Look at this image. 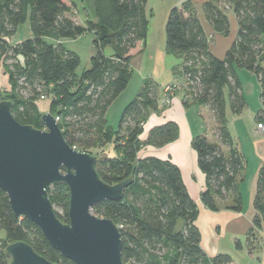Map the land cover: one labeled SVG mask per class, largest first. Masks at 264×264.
Returning a JSON list of instances; mask_svg holds the SVG:
<instances>
[{
    "label": "trees",
    "instance_id": "16d2710c",
    "mask_svg": "<svg viewBox=\"0 0 264 264\" xmlns=\"http://www.w3.org/2000/svg\"><path fill=\"white\" fill-rule=\"evenodd\" d=\"M94 20L79 24L69 14L71 0H0V69L4 67L8 87L0 100L12 103L16 121L42 129L37 99H49L48 111L58 116L57 124L66 142L91 154L97 146L112 144L113 155L99 151L95 168L101 180L116 184L131 182L119 200L104 199L92 206V213L107 217L119 227L121 259L124 264H233L227 253L208 256L200 245L195 225L198 207L190 197L179 168L155 156L138 158L144 146L162 147L177 138L178 125L167 121L151 127L140 139L149 116L160 112L157 83L142 80L135 95L122 109L116 130L108 128L106 112L127 87L132 74L133 52L145 45L148 21L147 0H90ZM201 11L214 32L229 34L227 15L237 23L234 40L222 58L209 50L197 9L191 0L170 8L165 22V51L182 58L171 72L181 78L193 105H203L215 122L216 141L204 134L192 137L197 166L204 174L201 203L209 210L242 211L239 181L245 169L242 153L234 146L227 128L226 108L239 113L246 105L236 67L252 72L259 85L260 108L256 122L264 120V0H206ZM27 23L31 36L13 43L18 28ZM86 32L94 35L90 68L76 72L79 56L61 40L74 39ZM110 47L105 55L103 49ZM225 90L227 99H225ZM187 105V100L183 101ZM222 147H227L224 153ZM49 199L68 222L69 189L57 183L48 189ZM254 215L247 244L259 240L264 230V162L256 175L252 198ZM0 264H8L5 248L25 242L36 253L55 264H75L47 243L38 227L28 218H16L6 193L0 188ZM253 240V241H252Z\"/></svg>",
    "mask_w": 264,
    "mask_h": 264
},
{
    "label": "water",
    "instance_id": "95a60500",
    "mask_svg": "<svg viewBox=\"0 0 264 264\" xmlns=\"http://www.w3.org/2000/svg\"><path fill=\"white\" fill-rule=\"evenodd\" d=\"M12 103L0 101V188L16 218L31 220L47 243L75 264H124L119 227L92 213L104 199L119 200L131 178L116 184L101 180L96 157L70 146L54 115L41 114L45 129L23 125L11 113ZM69 189L68 222L56 215L48 196L50 186ZM8 264H55L25 242L5 248Z\"/></svg>",
    "mask_w": 264,
    "mask_h": 264
},
{
    "label": "rangeland",
    "instance_id": "374dc122",
    "mask_svg": "<svg viewBox=\"0 0 264 264\" xmlns=\"http://www.w3.org/2000/svg\"><path fill=\"white\" fill-rule=\"evenodd\" d=\"M74 4L73 9L69 16L76 20L79 24H84L86 19L94 20L95 16L92 9L90 0H71ZM184 0H147L145 4V14L148 21V31L145 39V49L139 48V50L133 52L131 57V69L132 74L127 84V87L115 98V100L108 107L106 112V123L109 129L115 131L120 114L124 106L132 100L137 94L142 80L145 78L153 79L157 85L169 83L171 79L174 81L182 82L181 78L177 75H173L170 71L171 67L176 64H181L182 58L166 53L165 51V22L168 12L171 7L178 6ZM194 3L195 8L198 11L199 18L202 22L204 31L210 39L212 44L211 49L217 57H223L225 50L232 43L236 36L237 23L235 16L232 12L228 11L230 29L227 36H223L214 32L210 24L206 21L201 13L200 3L203 0H191ZM31 32L27 23L21 25L15 34V38L12 37V42L19 39H23L26 36H30ZM219 38V39H217ZM94 35L92 32H86L74 39H67L63 42V46L69 50L74 51L80 58V64L76 69V72L80 74L82 71L90 68V57L95 52L93 44ZM215 42V43H214ZM105 55L111 53L110 47L103 49ZM264 66V63H263ZM237 76L242 85V92L244 94L246 105L239 113H233L228 107L227 92L225 90V99L227 102L226 119L227 128L232 137V141L235 147L243 154L245 159L244 174L246 175L244 189L247 188L249 177L254 173V165L256 163V153L253 146L254 129L256 128L255 116L260 108L259 100V85L256 76L243 68L236 67ZM5 73L4 67L0 69V89L5 90ZM183 83V82H182ZM178 87V86H177ZM182 87V86H181ZM173 88V87H172ZM178 89V88H177ZM171 91V90H170ZM188 100L187 98H185ZM1 101V100H0ZM49 99H37L38 107L45 113L48 111ZM187 115H194L197 118L202 129L207 131L210 138L213 135L210 134V126L214 124V120L210 122L208 114H204V108L198 105H191L188 107ZM202 110V113H201ZM50 113V112H49ZM191 114V115H189ZM148 119V118H147ZM147 121V120H146ZM146 123V122H145ZM42 129H45L43 127ZM202 131V130H201ZM214 131V129H213ZM203 133V132H202ZM200 133V134H202ZM143 149V148H141ZM140 149V150H141ZM224 153H227V147H222ZM91 155L97 157V152H107L109 156L113 155L112 144H106L104 146H97L92 148ZM243 188V186H242ZM247 193V191H246ZM54 207V206H53ZM56 211H59L57 207H54ZM199 223L201 227L206 230L203 224V218L201 216ZM223 233V232H222ZM5 232L0 229V241L4 238ZM221 238V237H220ZM241 242L243 241L242 237ZM220 247L229 251L233 260V264H256V259L246 258L240 251L233 249V236L229 232H225V236L221 239ZM217 246H219L217 244ZM232 247V248H231ZM222 251V250H221ZM246 256V255H245ZM255 260V261H254Z\"/></svg>",
    "mask_w": 264,
    "mask_h": 264
},
{
    "label": "crops",
    "instance_id": "0c3cea01",
    "mask_svg": "<svg viewBox=\"0 0 264 264\" xmlns=\"http://www.w3.org/2000/svg\"><path fill=\"white\" fill-rule=\"evenodd\" d=\"M204 1L206 0L201 1L200 8L201 4ZM15 34L12 37H14ZM12 37L9 38L10 42L12 41ZM28 37L26 36L25 38ZM21 40L22 39H19L16 42ZM66 40L67 39L61 41L64 42ZM13 43H15V40ZM146 45L147 44L145 42V45H142L140 50L145 49V47H147ZM211 46L212 44L209 41V50L213 55H215L213 53V50L211 49ZM4 82L5 85H7L8 87L6 76ZM166 82L164 84H161L160 86L158 85L157 89L158 106L160 107L161 105H163L164 107L158 113L152 111L149 114L148 119L143 126V132L139 137L140 139H144L147 135L148 130L155 125H160L167 121H174L178 125L177 138L162 147H142L143 149L139 150L137 154L138 158H143L146 156H155L162 160H169L179 168L182 180L187 188V191L198 207L199 213L198 217L195 220V225L198 227L200 232L201 248L208 256H213L217 253H227L230 255L229 251H225L220 247L221 240H218L225 236V232H229L233 236L232 244L234 250L240 251L242 255L246 258L248 257L250 259H256V264H264V230L259 231L258 242L252 240V246H249L247 244V233L252 227V218L254 215L252 198L256 182V175L258 168L264 162V134L259 132L257 127L254 129L253 146L258 156L256 157V163L254 165V173L251 177H249V182L247 185L248 187L244 189V181L246 178L244 170L240 179L241 181H239L238 188L242 197V211L236 212L225 208H220L217 211L207 209L201 203L199 198L200 192L204 189V174L199 170L197 166L196 153L191 148L190 142L193 136L198 135L202 132V134H204L210 141L215 142L216 138L213 131L214 124L210 126V134L213 135V138H210L208 136L209 133L202 129L201 124H199V122L197 121L198 119L195 118L193 114H189L191 116L187 115V111H189L188 107L193 104L191 102L190 96L186 94L185 84L182 82L179 83L178 81L174 83L172 79L171 81H169V83ZM169 86H172L173 88L171 91L165 94L163 88ZM185 98L188 99L187 105L183 104ZM200 107L204 108V114H208V119H210V122L213 121L212 116L207 107L203 105H200ZM201 216L203 218V224L205 225L206 230H204L201 227V224L199 223ZM239 236L242 237V242ZM217 244L219 246H217Z\"/></svg>",
    "mask_w": 264,
    "mask_h": 264
},
{
    "label": "built area",
    "instance_id": "2783aa9c",
    "mask_svg": "<svg viewBox=\"0 0 264 264\" xmlns=\"http://www.w3.org/2000/svg\"><path fill=\"white\" fill-rule=\"evenodd\" d=\"M7 89V88H6ZM170 90H172V86H169V87H165V88H163V91H164V93L166 94L167 92H169ZM1 89H0V97H1ZM46 97L44 96V95H40V97H39V99L41 100V99H45ZM55 117V120H56V122L58 121V116H54ZM256 127H257V129L259 130V132H261L262 134H264V120H262V121H259V122H257V124H256Z\"/></svg>",
    "mask_w": 264,
    "mask_h": 264
},
{
    "label": "bare ground",
    "instance_id": "6f19581e",
    "mask_svg": "<svg viewBox=\"0 0 264 264\" xmlns=\"http://www.w3.org/2000/svg\"><path fill=\"white\" fill-rule=\"evenodd\" d=\"M15 38V37H14ZM16 42V41H15Z\"/></svg>",
    "mask_w": 264,
    "mask_h": 264
}]
</instances>
